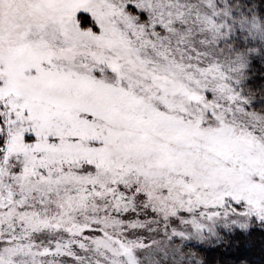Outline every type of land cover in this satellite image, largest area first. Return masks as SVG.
I'll use <instances>...</instances> for the list:
<instances>
[{"label": "snow or ice", "instance_id": "6c2138e0", "mask_svg": "<svg viewBox=\"0 0 264 264\" xmlns=\"http://www.w3.org/2000/svg\"><path fill=\"white\" fill-rule=\"evenodd\" d=\"M0 264H264V0H0Z\"/></svg>", "mask_w": 264, "mask_h": 264}]
</instances>
